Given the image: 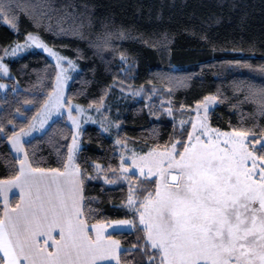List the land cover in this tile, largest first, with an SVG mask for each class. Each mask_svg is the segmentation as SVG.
I'll return each mask as SVG.
<instances>
[{
	"label": "trees",
	"instance_id": "obj_1",
	"mask_svg": "<svg viewBox=\"0 0 264 264\" xmlns=\"http://www.w3.org/2000/svg\"><path fill=\"white\" fill-rule=\"evenodd\" d=\"M7 5L0 18V57L7 46L37 33L76 64L66 100L98 107L112 101L118 89L130 87L151 95L148 103L138 99L119 107L117 140L143 152L165 150L178 141L179 154L189 126L177 128L163 112L162 100L178 115L213 94L210 126L245 133L248 148L259 149L257 142L264 139V0H7ZM7 63L10 75H0L7 84L0 89V180L18 175L8 139L28 126L56 77L53 62L36 50ZM71 133L65 119L57 118L24 142L31 168L62 171ZM119 159L114 141L98 127L82 130L76 156L82 218L88 225L132 219L133 229L108 236L121 244L119 264H149L154 250L145 249V231L125 205L132 188L136 207L153 195L156 180L129 174L127 182L104 181L117 179ZM17 202L12 196L10 205Z\"/></svg>",
	"mask_w": 264,
	"mask_h": 264
},
{
	"label": "snow or ice",
	"instance_id": "obj_2",
	"mask_svg": "<svg viewBox=\"0 0 264 264\" xmlns=\"http://www.w3.org/2000/svg\"><path fill=\"white\" fill-rule=\"evenodd\" d=\"M7 6V0H0V18ZM259 143V149L248 151L243 140L231 147L226 140L224 149L196 151L193 145L192 150L185 148L180 161L173 162L169 156L168 167L179 168L184 182L174 188L164 185L163 191L158 187L156 199L148 200L149 219L141 213L145 249L154 250L150 255L145 250L149 264H156L157 256L159 264H264V163L256 162L264 161V155H253L256 151L264 154V141ZM28 167L26 175L21 162L20 175L13 181L25 177L23 184L17 185L24 207L11 209L14 215H9L6 207L5 219H0V264H20L21 259L29 264L38 260L39 264H103L112 260L119 264L118 242L102 243L99 231L95 241L88 236L87 225L80 218L78 175L61 180L69 174ZM32 173L40 175L37 178ZM45 227L47 231L42 230ZM55 228L60 241L55 252L45 254L35 237L51 238Z\"/></svg>",
	"mask_w": 264,
	"mask_h": 264
},
{
	"label": "rangeland",
	"instance_id": "obj_3",
	"mask_svg": "<svg viewBox=\"0 0 264 264\" xmlns=\"http://www.w3.org/2000/svg\"><path fill=\"white\" fill-rule=\"evenodd\" d=\"M31 50L42 52L53 62L56 68V77L52 91L39 111L33 116L28 126L11 137L10 144L13 154H17L18 158L23 161L25 153L22 151V148H20L22 147V143L28 141L35 135L41 134L53 120L64 118L72 131L66 164L68 168L76 167V156L81 147L82 130L87 126L98 127L104 134L114 141L120 158L119 175L117 179L115 181H108L104 178V181L110 182L111 184L114 182H127L129 174H135L140 177L155 178L156 180V188L153 195L145 197L140 202L139 206L136 207L137 200L134 198L132 188L129 196L131 195L134 203L130 205L128 198L125 205L129 211H134L136 213L138 224L144 229V225L140 223L141 213H144L145 220L149 219L151 206L148 205V200L149 198L152 200L156 199L157 188L160 187L161 191H163L164 185L174 188L177 183L183 184L184 182L180 176L181 170L179 168L168 167L169 156H171L173 162H176L180 161L181 154H185V149L177 154L176 147L178 141L173 142L165 150L149 149L143 152L115 138V133L119 127V122L116 120V115L119 113V107L128 104L131 100L138 99H143L148 103L151 95H144L142 87H130L125 90L118 89L116 96L112 101H105L98 107L86 106L73 100H66V89L74 72L77 70L76 64L70 58L65 57L47 45L37 33H28L22 42H14L5 48L3 55L0 57V75L8 77L10 73L7 62ZM6 88L7 84L0 82V89L4 91ZM161 103L165 104L163 112L173 121L177 128L182 129L189 126V136L185 148L192 150L193 145H195L196 151L203 150L206 147H218L219 149H224L226 147V140L228 141L227 147H231L234 143L238 145L239 142L243 140L245 147H247L248 151H251L247 146L246 136H240L236 132L222 131L210 126L208 113L216 105V98L213 94L205 96L201 102L195 104L186 114L175 115V111L171 107L169 101L162 100ZM197 137H199V140H197ZM262 141H264L263 138L257 142V145L260 146L259 142ZM173 145H175V149H173ZM17 148L19 151H16ZM70 155L72 157L71 162L69 161ZM253 155L256 156L254 153ZM256 162L258 165L264 163V161L259 159H257ZM248 163L249 166H251V161ZM149 169H151V172ZM95 170L97 172L101 171L100 163L95 164ZM169 173L178 174V182L176 184H170L168 182ZM88 226L92 235L97 236V232L100 231L101 228H107V230L113 231L131 230L134 227V221L129 218H121L106 223H94Z\"/></svg>",
	"mask_w": 264,
	"mask_h": 264
},
{
	"label": "crops",
	"instance_id": "obj_4",
	"mask_svg": "<svg viewBox=\"0 0 264 264\" xmlns=\"http://www.w3.org/2000/svg\"><path fill=\"white\" fill-rule=\"evenodd\" d=\"M14 135H16V134H13L11 137H13ZM11 137L8 139V145L10 147V150L13 151L11 144H10ZM23 143H22V147H20V148H22V151L24 152ZM16 151H19L18 148L16 149ZM14 156L18 159V168H19L18 175H20L21 162H23V164H24L25 174L27 175L29 173V167H28L29 162L26 159V156L24 157L23 161L20 158H18L17 154H15ZM77 170H78V174H77ZM44 172L48 173V172H50V170H44ZM60 172H66L69 174L66 177H61V180L71 179L73 175H78V178L81 181L80 171H79L77 166L68 168L67 164H65V168ZM32 175L38 178L40 174L39 173H32ZM24 179H25V177H21V180L16 181V182H13V181H15V178L8 179V180H0V202L2 204V216L0 219H5L4 214H5L6 207L9 210V213H8L9 215H14V213H12L10 210L16 208L17 205H21V207H24V205L21 204V189L19 186H17L18 184L22 185L24 182ZM79 189H80V191H79L78 195L82 196L81 183L79 185ZM25 191H27V189H25ZM12 196H17V198H18L17 204L13 207L10 205V199ZM80 206L82 208V200H80ZM80 218L83 220L82 216ZM84 223H85V221H84ZM86 225H87V229H88V236L90 237V239L95 241L97 236H93L91 230L89 229L88 224H86ZM42 230L47 231V228L45 227ZM110 232H113V230H107V228H101L100 229L99 234L102 237L101 242L106 244V245L110 244V242H112V241H116L119 243V241L116 238L108 236V233H110ZM35 240H36L37 244L39 245V247L44 250L45 254L48 252H55L56 251V244H57V242L60 241L59 229L55 228L52 230L51 238H49L46 235H38L35 237ZM121 249H122V247H121V244L119 243V249L117 250L118 256H119V252L121 251ZM0 258H3V252L2 251H0ZM115 263H117L116 260L103 262V264H115ZM20 264H29V262L21 259ZM37 264H39V260L37 261Z\"/></svg>",
	"mask_w": 264,
	"mask_h": 264
},
{
	"label": "water",
	"instance_id": "obj_5",
	"mask_svg": "<svg viewBox=\"0 0 264 264\" xmlns=\"http://www.w3.org/2000/svg\"><path fill=\"white\" fill-rule=\"evenodd\" d=\"M174 176L176 177V180L175 181L173 180V177ZM168 182L170 184H176L178 182V174L177 173H169V175H168Z\"/></svg>",
	"mask_w": 264,
	"mask_h": 264
}]
</instances>
